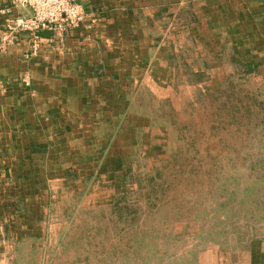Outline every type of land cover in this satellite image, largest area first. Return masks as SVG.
Returning <instances> with one entry per match:
<instances>
[{
    "label": "rangeland",
    "instance_id": "rangeland-1",
    "mask_svg": "<svg viewBox=\"0 0 264 264\" xmlns=\"http://www.w3.org/2000/svg\"><path fill=\"white\" fill-rule=\"evenodd\" d=\"M259 41L206 84L132 86L127 113L150 124L124 134L121 165L94 166L88 191L42 192L39 210L14 199L0 264H232L264 244Z\"/></svg>",
    "mask_w": 264,
    "mask_h": 264
},
{
    "label": "crops",
    "instance_id": "crops-1",
    "mask_svg": "<svg viewBox=\"0 0 264 264\" xmlns=\"http://www.w3.org/2000/svg\"><path fill=\"white\" fill-rule=\"evenodd\" d=\"M79 2L89 13L80 26L43 31L35 54L23 34L0 56L3 227L10 207L20 216L17 198L39 210L42 192L88 191L94 166L121 165L129 150L124 134L150 124L127 113L132 86L206 84L209 72L230 67L239 54L253 58L255 44L264 45V0ZM12 5L0 0V27L28 13H1ZM231 263L264 264V244L253 242Z\"/></svg>",
    "mask_w": 264,
    "mask_h": 264
},
{
    "label": "built area",
    "instance_id": "built-area-1",
    "mask_svg": "<svg viewBox=\"0 0 264 264\" xmlns=\"http://www.w3.org/2000/svg\"><path fill=\"white\" fill-rule=\"evenodd\" d=\"M13 9L25 10L7 18L0 27V56L15 45L23 34L31 41V53L41 46V33L51 31L60 34L69 28L80 26L89 13L79 0H13V5L1 10L8 14Z\"/></svg>",
    "mask_w": 264,
    "mask_h": 264
}]
</instances>
